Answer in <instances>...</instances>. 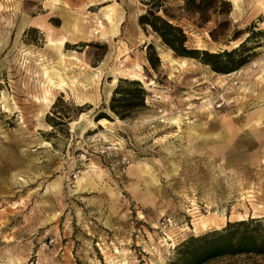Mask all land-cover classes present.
I'll return each instance as SVG.
<instances>
[{"label":"rangeland","instance_id":"obj_1","mask_svg":"<svg viewBox=\"0 0 264 264\" xmlns=\"http://www.w3.org/2000/svg\"><path fill=\"white\" fill-rule=\"evenodd\" d=\"M227 1L203 15L187 10L185 0L164 5L190 48L231 50L251 36L242 51L247 62L224 82L223 73L172 49L189 67L176 71L162 60L160 51L170 48L140 22L148 0H0V256L10 250L20 257L14 264H170L186 239L228 228L240 214L264 228V112L259 125L247 124L250 113L264 109V0ZM109 8L113 24L103 17ZM71 14L85 18L82 32L62 28ZM65 34L61 58L48 36ZM43 58L66 81L51 87L49 130H38V99L48 87L38 67ZM137 64L155 90L131 78ZM120 81L123 88L139 83L143 106L84 136L72 131L83 112L93 122L100 113L115 119L110 103ZM190 94L198 106L189 110L182 99ZM210 102L214 119L206 113ZM220 115L229 118L225 126ZM178 116L180 125L172 122ZM200 130L212 136L197 139ZM83 172L92 184L78 187ZM59 176L63 185L55 190ZM200 218L206 227H195ZM209 264H264V256Z\"/></svg>","mask_w":264,"mask_h":264},{"label":"trees","instance_id":"obj_2","mask_svg":"<svg viewBox=\"0 0 264 264\" xmlns=\"http://www.w3.org/2000/svg\"><path fill=\"white\" fill-rule=\"evenodd\" d=\"M166 0H148L146 14L140 16L142 25L150 26L163 42L179 56L200 59L218 73H232L241 68L249 56H244L245 44L251 38L248 36L239 47L220 52H210L204 49L187 46L188 36L164 7ZM187 10L203 15L208 9H215L218 3L228 4L227 0H185ZM198 1V3H196ZM191 3H195L191 6ZM163 11L167 17L160 15ZM207 20V19H206ZM210 35L218 41L220 33L213 29ZM153 49L152 45H149ZM150 61L153 63L152 57ZM130 82L129 88H123L122 82L114 90L110 103V110L121 119H126L139 106H143L145 92ZM121 95L119 98L117 95ZM108 117L98 114L96 120ZM260 220H241L229 224L228 228L216 230L199 236H191L178 246L177 257L170 264H209L219 259L238 256L242 254L264 256V228ZM233 228V229H231Z\"/></svg>","mask_w":264,"mask_h":264},{"label":"bare ground","instance_id":"obj_3","mask_svg":"<svg viewBox=\"0 0 264 264\" xmlns=\"http://www.w3.org/2000/svg\"><path fill=\"white\" fill-rule=\"evenodd\" d=\"M58 1V0H55ZM236 4H237V0H236ZM113 14H114V9L113 8H109L103 11V17L105 20H107L110 24H113ZM97 21L100 23V28L101 29V36L102 37H106L108 35V32L104 29V23L103 21L99 20L98 18H96ZM85 18H80L78 16H73L72 14L70 15V18H68L66 21H64V24L62 26V28H66L67 32L69 33H80L82 32V22H84ZM98 28V27H97ZM92 30L91 33H93L95 35V33H99V31H97L98 29ZM207 36L210 37V35L207 33ZM245 39L241 40H235L232 42L233 48H237L241 45V43L244 41ZM70 41V36L69 34H65L61 39H56L53 38L51 36H48V46H50L51 48H53L57 55L60 56L61 58H63L65 56L64 54V48L67 42ZM198 49H206V47H204L203 45H200L197 47ZM225 49L230 48V45H224ZM215 52V51H214ZM74 52L71 53V55L74 56ZM160 56L162 58L163 61L167 62L173 69H175L176 71H180L183 69H187L190 65V61L185 58H179V57H174L172 55V50L169 49L168 51L162 50L160 51ZM39 70L40 72L47 78V85L48 87L45 89V95L42 98L38 99L39 104L41 105V110L38 114V130H49L51 128L50 124H47L45 122V116L48 114V107L50 105V103H52L53 98L52 93H51V87H56V88H64L66 85V81L65 78L62 76L61 70L60 68H55L54 66H50L49 63L46 62V60L40 59V63H39ZM225 75L226 74H221V77L223 78L224 82H225ZM120 75L116 74L115 78H114V84L117 83L118 79H119ZM262 78H264V72L261 75ZM131 78L136 79V80H140L144 83L145 87L150 90L153 91L155 90L156 84L155 81L153 79L148 80L146 75L144 74V70H143V66L140 64H137L136 67L134 68L133 74L131 75ZM112 94V92H109V95ZM3 101H4V106L10 110V105H9V99L7 96L6 92H3V97H2ZM194 99H198V97L193 96L192 94L186 96L184 99H182V101L184 103L187 104V109H193L195 107H197L198 105L195 104L193 102ZM263 112L264 109L259 108L256 109L255 111H253L252 113H250V115L247 118V124L251 123H255L257 125L260 124L261 119L263 118ZM206 113L208 115V117L210 119H214L217 114H215V110L213 109L212 106V102L209 103V105L206 107ZM87 118V113L83 112L80 116V118L76 121H74L71 124L72 127V131H76L80 136H84L92 127L96 128L97 124L100 126H106L108 123L109 124H115L118 122H122V119L119 118L118 116L115 117L114 120H109L107 118H101L99 120L96 121H92L91 119L88 120ZM219 120L220 122H222L223 124L225 122H227L229 120V118H227L226 116L220 115L219 116ZM173 123H178V125H180V117H175L172 120ZM246 125V124H245ZM225 126V124H224ZM225 129H229L227 127H224ZM195 133V137L197 139H208L209 137H211L212 135L210 134H205V132L203 130L200 131H196L193 132ZM223 136H225V134H222ZM63 180H64V176H59L57 180H55L50 187H52L53 189L57 190L59 188H61V186L63 185ZM88 182L89 184H92V181L88 179V173L87 172H83V175L78 178L77 180V185L78 187H82L83 182ZM259 208H263V205H258ZM256 208V207H255ZM240 220H245V215L244 214H240L239 215ZM208 224V219L206 218H200V221L195 222L194 225L197 228L198 226H202V227H206ZM169 239L170 240H174L172 238L171 235H169ZM173 244L175 245V241H173ZM1 255V254H0ZM1 258H3L2 262H0V264H14L16 262L20 261V257H18V255H16L15 253L11 252L10 250H6L3 256H0ZM112 264H117L116 262L112 263ZM122 264H129V261L127 260H123Z\"/></svg>","mask_w":264,"mask_h":264}]
</instances>
